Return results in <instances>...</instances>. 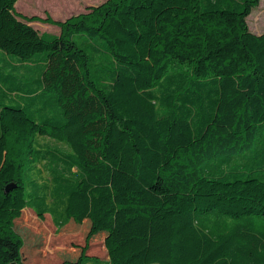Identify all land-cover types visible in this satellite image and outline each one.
I'll return each instance as SVG.
<instances>
[{"label":"trees","instance_id":"16d2710c","mask_svg":"<svg viewBox=\"0 0 264 264\" xmlns=\"http://www.w3.org/2000/svg\"><path fill=\"white\" fill-rule=\"evenodd\" d=\"M16 2L0 0V264H264L259 0H104L64 19ZM40 161L48 181L29 177ZM52 229L72 248L30 249Z\"/></svg>","mask_w":264,"mask_h":264},{"label":"rangeland","instance_id":"374dc122","mask_svg":"<svg viewBox=\"0 0 264 264\" xmlns=\"http://www.w3.org/2000/svg\"><path fill=\"white\" fill-rule=\"evenodd\" d=\"M104 0H17L15 3V9L17 12L31 16V15H38L41 17H45L46 15H50L53 18L56 19H64L70 15H74L80 12L85 11V8L88 5L93 4H99L103 2ZM34 26L37 27V29L41 32H54L55 27L50 26L45 23H41L38 21H32L31 22ZM247 24L249 29L254 33H259L262 30H264V0H259L258 5L252 9L251 13L247 16ZM79 41V39H77ZM9 60L15 62L16 59L12 58V56L8 57ZM95 60L97 62H100L101 60L103 62L104 58L100 55V57H96ZM3 59H0V62L2 63ZM93 69V68H92ZM27 75L32 77L33 72L27 71ZM39 140L42 141V143L54 145L55 142L51 141L47 137H41L39 136ZM248 153V152H247ZM235 159H241L235 158ZM234 159V160H235ZM243 160L249 159V154L243 155ZM44 161H40L37 163L38 168H41V164H43ZM44 165V167H43ZM42 165V173L40 175L32 174L29 177L36 178L40 182L48 181L50 176L49 167L51 166L48 163H45ZM29 177L25 174V184L26 181H28ZM30 188H27V191H29ZM28 198V196H27ZM51 202V201H49ZM60 212V210H57V213ZM45 237L40 235L39 237H32L29 241L30 249H39L41 251V254L44 255L50 252H53L55 248H63L62 242L59 243V239H61V235L58 234V232L54 229L52 230H45ZM64 239V238H63ZM75 240H68L67 245H64V248H72L73 244H75ZM27 245V241H26ZM63 245V246H64ZM94 253H96L99 256H104V248L101 242H92V245L90 247ZM32 264H40L33 261ZM89 264H91L89 262Z\"/></svg>","mask_w":264,"mask_h":264},{"label":"water","instance_id":"95a60500","mask_svg":"<svg viewBox=\"0 0 264 264\" xmlns=\"http://www.w3.org/2000/svg\"><path fill=\"white\" fill-rule=\"evenodd\" d=\"M9 187V186H8Z\"/></svg>","mask_w":264,"mask_h":264}]
</instances>
